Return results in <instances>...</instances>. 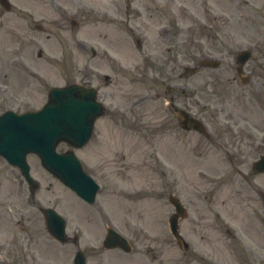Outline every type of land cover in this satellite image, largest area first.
<instances>
[{"label": "rangeland", "instance_id": "1", "mask_svg": "<svg viewBox=\"0 0 264 264\" xmlns=\"http://www.w3.org/2000/svg\"><path fill=\"white\" fill-rule=\"evenodd\" d=\"M9 1L10 11L0 6V54L14 51L15 68L8 92L15 102L2 96L0 103L19 110L39 108L45 103L51 86L81 82L89 76L92 84H100L108 97L117 98L122 106L127 105V109L134 98H142L136 108L127 110L126 132L114 127L104 115L97 121L87 145L75 151L86 170L99 164L100 159L111 161L113 166L123 164L125 169L124 181L112 178L93 205L84 204L95 211L92 222L86 220L88 210L82 208L79 198L43 170L36 156H28L31 173L40 182L36 197L45 205L49 200L51 204L57 201L58 211L67 219L69 235L73 226L80 225L81 228L82 225L86 237H91L97 230L103 237L109 225L123 232L132 244L131 253L103 250L99 244L98 249L91 251L93 256L88 259V264H185L187 257L191 258L189 264H202L198 257L204 254L202 251H206L207 245L198 243L205 232L192 221L197 220L196 207L189 210L187 218L180 219L182 236L190 238L194 244L193 250H184L175 244L168 229V218L172 214L169 193L184 201L188 193H196V188L205 189L203 192L211 199V204L217 202L223 225L233 226L236 231L246 229L251 232L248 228L254 226L252 217L256 208L253 207L261 203L259 195L264 192V174L253 175L251 172L252 161L264 152V112L248 107L245 99L248 94L259 92L248 89L238 78L233 82L227 80L226 77L236 74L226 65L215 69L201 68L195 75L188 74V78H180L179 72L188 60L191 66L197 65L202 53H205L203 56L222 57L239 47L249 46L250 38L264 35V0H175L173 3L171 0H126V5H123L125 0H121L118 2L121 10L109 12L119 13L124 22L130 17L123 26L93 23L90 11L94 9L102 18L103 8H106L103 0H95V4L91 0H79L80 3L76 0ZM147 5L157 8L150 10L156 15L153 20L147 17ZM187 5L191 14L194 13L192 16L186 11ZM137 12L141 16H136ZM169 24L172 25L170 30H178L171 37L161 32L163 27L169 28ZM130 26L140 35L142 50L129 34ZM99 31H108L110 41L99 37ZM116 39L120 44L116 45ZM89 43L98 51L109 48V53L121 60V66L117 62L112 63L115 67L105 63L107 69L103 70V63L96 59L92 64ZM144 52L152 60H144ZM160 56L166 59V67L151 63ZM103 73L112 79L118 78V82L108 83L110 81L104 79ZM169 86L175 92L169 91ZM245 89L248 90L245 92ZM172 94L178 107L204 122L210 138L195 131L185 134L184 138L179 137L181 131L167 103ZM256 97H259L258 102H264L262 96ZM233 120H238L239 126L233 125ZM243 125L247 127L243 128ZM245 129L259 140L253 149L247 148ZM222 135L233 159L217 145ZM177 138L187 140L186 145H177L176 140L174 142ZM58 149L63 151L66 146L61 144ZM231 162L245 166L232 169ZM3 182V190L10 189L11 183L7 179ZM115 182L117 188L112 185ZM191 200L195 204L197 201L196 206L200 207L198 196ZM29 215L33 230L44 241L47 234L41 213L33 208ZM212 234L214 231H210ZM98 236L93 237L96 245ZM254 238H257L255 234ZM224 242L219 249L214 242L209 245L213 257L220 255L225 264H247L241 262L245 259L231 258ZM57 246L46 249L47 254L43 255L36 245V261L40 264H72L74 246L71 243ZM34 257L30 254L27 259L37 264Z\"/></svg>", "mask_w": 264, "mask_h": 264}, {"label": "flooded vegetation", "instance_id": "2", "mask_svg": "<svg viewBox=\"0 0 264 264\" xmlns=\"http://www.w3.org/2000/svg\"><path fill=\"white\" fill-rule=\"evenodd\" d=\"M95 2V0H92ZM97 1V0H96ZM106 4V8L104 9V14L102 15V18H100L99 13H97L94 9H91V17L94 19L93 23H102L106 22L104 25H118V24H126L127 21H129V18L124 19V21L120 20V14L114 12H109V10H118L120 11V3L121 0H103ZM172 3L175 2V0H171ZM123 5H126V0ZM175 5V4H173ZM148 15L147 17L150 20H153L156 15L150 10H155V8H150V6L147 5ZM186 11L190 12L189 6H186ZM191 14V13H190ZM140 13H136V16H140ZM126 16V15H122ZM133 18V17H132ZM99 25V24H98ZM171 25V24H169ZM99 37H102L107 42L110 41V33H102L98 32ZM164 35V34H163ZM168 36V34H167ZM173 36V34L170 35V37ZM118 42H116V45L119 44L120 40L116 39ZM254 43V49L251 51L250 57L243 62L242 64L238 62L237 60V54L233 53L230 55L232 59V63H227L226 65L230 70H234L236 73V76L226 77L230 82H233L237 78L240 80V83L248 89L254 88L256 89L259 94H248L247 98L245 99L248 107H251L252 109H256L257 111L264 112V102H258L259 97L256 96H262L264 98V50L259 45V43L256 42V40H252ZM98 46V45H97ZM99 47V46H98ZM264 47V45H263ZM88 50L91 53L92 58H96L98 62H102L103 65L101 67H104L105 63L107 65L113 66V62H117V65L120 67V61H117L116 59H113L108 51L104 49L103 51H98L93 45H90L88 47ZM253 53V54H252ZM94 64V63H93ZM116 64V63H115ZM160 64L163 67H166L168 63L166 62V59L164 60V57L161 58ZM15 68V59H14V51H6L5 56L0 55V97L6 96L8 101L14 102L13 97L9 94L8 90L10 89V83L12 82V75L14 73ZM25 72L26 70L23 69ZM91 75V74H89ZM104 79L118 82V78L113 77L110 78L106 75L103 76ZM112 79V80H111ZM92 77L89 76L88 78L81 79V83L92 86L95 88L98 99L107 107H105V113L109 117L111 124L114 127H118V129L122 132H126V113L127 110H132L136 108V104L142 101V98H134L132 100V105L127 109L126 104H122L118 102L119 100L117 98H111L108 97L109 95L106 94L104 90H101L100 84L94 85L91 83ZM171 87L170 91L175 92L174 89ZM245 89V92L248 90ZM241 92H244V89H241ZM238 93V92H237ZM251 93V92H248ZM240 94V93H238ZM242 95V94H241ZM176 99V98H175ZM174 95L172 94L171 97H169L168 100V108L171 111L172 115L175 117V112L178 110H185L182 107H178L175 104ZM118 102V103H117ZM1 106H5L6 104L0 103ZM4 109H0V112ZM246 118V117H245ZM178 124V122H177ZM233 125L238 126V120H233ZM179 127V125H178ZM246 130L247 134V148L253 149V146L256 143L255 135L250 133L249 130ZM179 131H181L182 135L181 138H184L185 134L189 133V131H186L179 127ZM224 135H222L219 138V144L218 146L222 151H224L230 159H233L234 156L232 155V152L229 149V145L226 143V141L223 139ZM242 139V137H241ZM240 139V140H241ZM176 140L177 145H186L187 140L185 139H174V142ZM231 148V147H230ZM104 159H100L96 166L89 168V173L97 178L101 183L102 187L98 190L97 194L100 193L107 185H110V181L112 178H118L121 181H124L126 178V175L124 174V165L118 164L117 166H113L111 161H103ZM232 163V169H236L238 167L245 166L244 163ZM103 167V168H102ZM243 176H246L244 173H242ZM113 176V177H112ZM246 178V177H245ZM3 179H7L11 183L10 189H7L6 191L3 190ZM113 180V179H112ZM247 181H252L249 178H246ZM117 188L116 182L112 184ZM50 186V185H49ZM48 188V187H47ZM205 189H197L195 190L196 193L187 194L186 198L184 199L185 202V211H186V218L188 216L189 210L194 208V205L196 208H194V212L197 214V220H192L194 224H196L199 227H202L205 234L201 235L199 239V244L201 246H206V251H202L204 254H200V261L202 264H207V261L211 262L212 264H225L222 258H220V255H218L217 258L213 257L212 250L209 248V245H212L214 242L218 249L224 243L229 247V256L234 259H245L241 262L247 263V264H264V192H260L259 199L261 203L259 202L257 206H254L256 210L254 211L255 216L252 217L254 220V226L248 228L251 232H248V230L245 229V231L241 232L240 230L236 231L237 229H234L233 226L223 225L220 213L217 208V202L214 204H211V199H207L205 192H203ZM211 190V188L209 189ZM27 191V193H26ZM198 196L200 207L197 208V201L195 204L194 200H191L192 197ZM205 198L207 199V203L205 204ZM204 201V202H203ZM42 201L36 197L35 194H31L28 191V188L26 187V182L24 178L22 177L19 169L7 161H5L2 157H0V264H34L33 262L29 261L27 258L30 254H33L34 257V250L36 249V245H38L40 251L43 255L47 254L46 249H51L50 247H54L55 249L58 248L57 245L60 243L55 240L51 235L46 236V240L44 237V241L40 240V237L37 236L38 232L36 230H33L34 226L30 224V210L33 208L39 210L41 208ZM48 204L52 207H56L57 201L55 200L51 204V200L48 201ZM207 205L209 207H207ZM33 207V208H32ZM211 214L212 218H210ZM85 210H88L86 212V220L88 222L91 221V218L93 219V213L92 210L89 208H85ZM98 211L101 212V209L98 208ZM115 211V210H114ZM35 221V219H32ZM211 220L213 223H211ZM35 225L36 223L33 222ZM33 224V225H34ZM31 226V227H30ZM88 229V226L86 227ZM210 231H214V235H210ZM226 234V236L223 237V234ZM100 233H93L91 237H86L83 235V233L79 230V228H75L73 230V246L75 247V252L78 250H81L84 254L85 259L92 257L91 251L95 246H92L91 244H94L96 241L94 240V235H97ZM254 234L257 236L256 240H254ZM82 235V236H81ZM99 241V236H98ZM40 240V241H39ZM50 241V242H49ZM51 243H53L51 245ZM41 244V245H39ZM61 245V244H60ZM59 245V246H60ZM182 245L185 249H191L193 250L192 245H194L190 238L187 239V237H183ZM81 248V249H80ZM196 249V248H195ZM215 258V259H212ZM35 259V257H34ZM189 257L185 258V264H189ZM36 261V259H35ZM37 263V261H36Z\"/></svg>", "mask_w": 264, "mask_h": 264}, {"label": "water", "instance_id": "3", "mask_svg": "<svg viewBox=\"0 0 264 264\" xmlns=\"http://www.w3.org/2000/svg\"><path fill=\"white\" fill-rule=\"evenodd\" d=\"M0 2L9 8L7 0ZM203 64L217 65L211 61ZM101 114V105L96 101L93 89L78 84L53 87L48 93L47 103L40 110L19 115L7 112L0 116V155L10 162L18 160L27 182L33 187L36 183L29 174V166L24 157L29 152L37 154L44 168L83 199L93 202L97 184L83 171L71 150L59 153L56 145L65 141L74 147L82 146L91 135L95 119ZM178 118L187 129L203 130L202 125L186 113H179ZM256 166L264 168V156L256 162ZM170 201L176 209V213L169 219L170 228L178 237L177 222L182 214V206L172 197ZM43 213L48 231L64 241V219L50 208L44 209ZM124 243V238L109 229L105 241L107 246H123ZM75 264H85L81 253L76 255Z\"/></svg>", "mask_w": 264, "mask_h": 264}]
</instances>
